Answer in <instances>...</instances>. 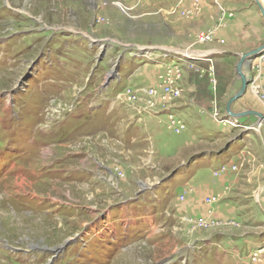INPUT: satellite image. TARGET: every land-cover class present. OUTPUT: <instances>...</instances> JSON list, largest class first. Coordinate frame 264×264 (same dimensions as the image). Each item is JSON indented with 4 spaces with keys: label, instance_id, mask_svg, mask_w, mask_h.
Masks as SVG:
<instances>
[{
    "label": "rangeland",
    "instance_id": "rangeland-1",
    "mask_svg": "<svg viewBox=\"0 0 264 264\" xmlns=\"http://www.w3.org/2000/svg\"><path fill=\"white\" fill-rule=\"evenodd\" d=\"M231 18L255 48L264 42L255 0H0V264H264L261 252L255 263L248 255L264 244L262 190L251 188L236 215L211 212L235 197L229 175L250 148L264 156V122L225 111L245 47L181 69L179 82L193 70L202 87L177 99L179 133L146 99L123 96L181 58L170 46L202 57L197 49ZM196 21L207 23L191 34ZM249 58L247 89L231 110L264 115V51ZM205 178L215 181L201 201L208 209L190 201Z\"/></svg>",
    "mask_w": 264,
    "mask_h": 264
},
{
    "label": "crops",
    "instance_id": "crops-1",
    "mask_svg": "<svg viewBox=\"0 0 264 264\" xmlns=\"http://www.w3.org/2000/svg\"><path fill=\"white\" fill-rule=\"evenodd\" d=\"M208 10H209V8L206 5V11H208ZM206 11H205V13H206ZM241 15L246 16V13L242 12ZM236 19H238V18H236ZM182 20H184V19H182ZM185 20H188V19H185ZM234 20L235 19L231 18V21H230L231 23H228V24H226L225 27H223L225 29L221 28V29H219V31H217V34L218 35H215V38L213 39L214 40V43H211L213 46L211 44L209 45L207 43H204L205 45H203V47H200V49H197V50H200V51L203 52V56L202 57H200L201 55H199V53L197 51L188 50L187 47H186L187 44L186 45L185 44L184 45L182 44L181 46L175 45L174 47L173 46H170V47L172 49H174L176 51V53H181L182 52V54L184 56H187V58L189 56L190 59H193L194 60V59H196L195 57H198L199 60H197L196 63L197 64H203V65L206 64V63H208V62L213 65L214 64L213 58H216L215 56H217L219 54L220 55H224V53H226V52L229 53L230 52L232 55L235 56L236 54L240 53L238 51L233 50L232 48H234V47H235V49H238V48H241V47H245V49L243 50V52L244 51H248L247 49L250 50V49H253V47L255 48V46H257L258 43L257 44H254V43H252L251 41L248 40V39H252V38L249 37V34L248 33H250V32L247 31L246 26H245V28H240L239 29V27H240V25L242 23L241 20H239V23L234 22ZM166 23H168V22H166ZM206 23L207 22H205V21H203V22H197L196 21V23H191V24L188 23L190 25V28L193 29V31H190L191 34H193L197 29H199L201 27V25L206 24ZM166 25H168V24H166ZM236 29H238V31ZM179 33H180L179 29H175L174 32H173V34H174L173 37L176 39V37H178ZM221 43H223V44H221ZM166 44H164V42H163V43H161L162 46H159V49L160 48L161 49H164L163 51L165 53H162V54L165 55V56L166 55H169V54H166L167 49L165 48V46H163V45H166ZM194 44L195 43H193L192 46ZM220 44H221V46H220ZM252 44H253V46H250L248 48V46L249 45H252ZM222 45H223V47H222ZM236 45H238V47H236ZM190 46L191 45H189L188 47H190ZM191 48L192 49H196V47H191ZM172 49H171V51L173 52L174 50H172ZM186 52L189 53V54H186ZM228 55H230V54H228ZM225 57H227V56H225ZM151 58H153V57H150V59ZM227 58H229V57H227ZM207 60H209V61H207ZM171 62H178V56L176 57V61H171ZM168 63H170V62H168ZM161 64H167V63H163L162 62ZM181 65L184 67L187 64L182 63ZM249 67H251V63L250 64L246 63L245 66H244V68H246L245 72L247 73L248 76H249V74L252 73L251 71H249ZM189 72H191V73L193 72V74L199 76L193 70L184 69V71H183V77H182V80L183 81L181 83L182 84V87H183V93H182V95H184V96L185 95H189V96L192 95L194 97L195 96L197 97V95H198L197 89H201L202 85L201 84H198L195 81H193L192 79H190L189 78V74H188ZM157 80L159 81V78H157L156 81H155V83H153L151 85L157 84V82H158ZM262 82L264 83V78H263ZM230 88H231V86H229V88L227 86V90H226L229 93V96H231L232 93H233L232 92V89H231V92H230ZM251 94L253 95V93L247 94V102H250V100L248 99V97L249 98H252L253 101H254V97H252ZM182 95L180 96V98L182 97ZM213 96L216 99L217 98H220V95H219V92H218V89L217 88H215V90L213 91ZM256 104H257V102H256ZM255 129H257V128H255ZM262 134H263V138H264V133L262 132ZM263 147L264 146H262L259 150L263 151L264 150ZM245 149H247V147H245ZM253 149H254V146H252L250 148V151L247 152V153L250 154V156L247 157V158H244V163H243L244 165L240 168L238 175H234L235 173H232V172L229 175L230 176V179H231V181H230L231 183H228V184H230L229 185L230 186V189L231 188L232 189L233 188L235 189V191H233L235 193V195H234L235 197H233V196L232 197L226 196L225 198H223L222 200H220L218 202V204L216 205V207L211 208L212 209V211H211L212 213L215 210L214 212L217 215H219V214L223 215V213H224V215L227 214L225 212H230L229 215H236L239 212L238 211L239 209L242 210V211H245V209H243V208L250 205V203H246V201L248 200L247 193L249 192V190L251 188H253L254 186H256L258 189H260V190H262L264 192V156H263L262 159H254L253 158L254 155H252V152H253L252 150ZM238 154H239V157L242 155V149H241V151L238 152ZM232 158H235V157L233 156ZM220 163L221 162L218 161L217 166L220 165ZM241 165H242V163H241ZM209 176H210V174H209ZM210 180L211 179H209V178H207V179L205 178L202 181L203 182L202 185L203 184L206 185V187H204L203 189L201 188V185H198L196 187H193V190L194 189L195 190H198V193L195 196H191V200H190V201L195 202V207H199V208L204 207L205 209H208L207 206H205V204L201 203V201L203 200L204 196L208 195L209 190L211 191V188L210 187H207V186L209 184L212 185L211 183L212 182H215V181H211L210 182ZM199 183H201V182H199ZM216 183L218 185H221V184L223 185L224 181L223 180H221L219 182L216 181ZM201 190H205V191L202 192ZM206 191L208 193L204 195V193ZM262 195H264V194H262ZM196 203H198L199 205H197ZM220 205H223L224 208H225V210L222 211L220 209V207H219ZM193 208L191 207V209H193ZM209 208H210V206H209ZM260 236H263L264 237V231L261 232V235ZM254 249H258L262 253L261 256L263 258H262L261 261L264 262V244L258 246L257 248H254Z\"/></svg>",
    "mask_w": 264,
    "mask_h": 264
},
{
    "label": "built area",
    "instance_id": "built-area-1",
    "mask_svg": "<svg viewBox=\"0 0 264 264\" xmlns=\"http://www.w3.org/2000/svg\"><path fill=\"white\" fill-rule=\"evenodd\" d=\"M210 38V34H202L199 36L200 40H206ZM181 58L178 59L177 64L171 65L166 68L162 73L159 74V82H157V86H148L145 89H142V93L138 92L137 89L127 88L125 90V94L123 96L130 102L134 103L141 99H146L145 104L150 109V112L153 114H161L165 113L169 120V127L175 132L179 133L182 129L185 128L184 122L176 115L175 106L177 99L181 96L183 92V87L180 80L181 69L183 66L182 63L193 65V59H185L183 55H180ZM172 70H178L176 74L172 72ZM144 108V109H145ZM139 108L138 110H143ZM172 112V113H171ZM226 169V166H220V168L215 173L222 172ZM203 219H197L196 223L198 225L205 224L202 221ZM195 221V220H194ZM258 249L253 250L248 255L251 258V261L255 263V261L259 260Z\"/></svg>",
    "mask_w": 264,
    "mask_h": 264
},
{
    "label": "water",
    "instance_id": "water-1",
    "mask_svg": "<svg viewBox=\"0 0 264 264\" xmlns=\"http://www.w3.org/2000/svg\"><path fill=\"white\" fill-rule=\"evenodd\" d=\"M255 2L258 4V6L260 8L261 15H262L263 22H264V8L262 7V5L259 2V0H255ZM263 51H264V42L261 45H259L258 47L253 48L251 50H248V51L240 54L239 59L236 62V65H235V73L240 78L241 84H240L239 89L226 102L225 111H226V114H228L229 116L241 117V116L246 115V114H252V115H255V116L258 117V120L256 121V124H260L261 122H264V115L262 113H258V112L252 111V110H245V111H240V112H234V111L231 110L232 103L235 100H237L238 98H240L245 93V91L247 89V84L249 82L247 77H246V75H245V73L243 72V68H242L243 62L245 61V59L247 57H249V56H251L253 54L254 55L259 54V53H261ZM111 78H114L113 73H111V75L108 77V81ZM108 81H106V83ZM104 85H106V84H104Z\"/></svg>",
    "mask_w": 264,
    "mask_h": 264
},
{
    "label": "bare ground",
    "instance_id": "bare-ground-1",
    "mask_svg": "<svg viewBox=\"0 0 264 264\" xmlns=\"http://www.w3.org/2000/svg\"><path fill=\"white\" fill-rule=\"evenodd\" d=\"M186 54H189V53H187L186 52ZM191 54V53H190ZM254 55V54H253ZM253 55H251V56H253ZM251 56H249V57H251ZM249 57H247V58H249ZM178 58H180V57H178ZM246 58V59H247ZM246 59H245V61H246ZM245 61L243 62V64L245 63ZM175 64H177L178 66L180 65L178 62H170V63H167V64H162L163 65V68H164V70L166 69V68H168L169 66H171V65H175ZM242 64V65H243ZM236 65V64H235ZM177 71L178 70H172V72L174 73V74H176L177 73ZM241 84V83H240ZM158 85V84H157ZM157 85H150V86H157Z\"/></svg>",
    "mask_w": 264,
    "mask_h": 264
}]
</instances>
